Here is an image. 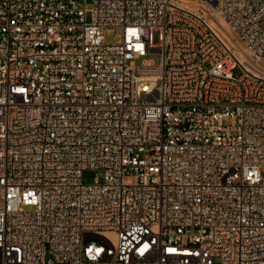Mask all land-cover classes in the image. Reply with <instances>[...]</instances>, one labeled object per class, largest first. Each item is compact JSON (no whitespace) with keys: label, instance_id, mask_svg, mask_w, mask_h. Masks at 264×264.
I'll return each instance as SVG.
<instances>
[{"label":"built area","instance_id":"1","mask_svg":"<svg viewBox=\"0 0 264 264\" xmlns=\"http://www.w3.org/2000/svg\"><path fill=\"white\" fill-rule=\"evenodd\" d=\"M187 1L0 0V264H264V0Z\"/></svg>","mask_w":264,"mask_h":264},{"label":"rangeland","instance_id":"2","mask_svg":"<svg viewBox=\"0 0 264 264\" xmlns=\"http://www.w3.org/2000/svg\"><path fill=\"white\" fill-rule=\"evenodd\" d=\"M184 1H187V0H184ZM187 2H189V1H187ZM194 6L197 8L196 5H194ZM200 10L203 12V9H200ZM211 25L219 31V33L222 35L223 39L226 41V43L228 45H230L231 48H233L235 50H238V48H240V44H235L232 42L233 37L231 35L225 33L224 31H221L218 27H216L215 23L211 22ZM261 26H262V29H264V22L261 24ZM103 37H104V43L105 44H114V43L116 44L120 41V36L117 35L114 32V30H112V29H106L103 32ZM153 39L156 42V40H157V34L156 33L153 34ZM145 59L149 60L150 62H152L153 64H156V65L159 64V61H160L159 55H157V54H150ZM140 62L141 61L138 60L136 63L139 64ZM234 74L237 75V74H240V72L237 71ZM262 177L264 178V173L262 174ZM83 181H84V183H91L93 181V175L91 173H85L83 175Z\"/></svg>","mask_w":264,"mask_h":264},{"label":"bare ground","instance_id":"3","mask_svg":"<svg viewBox=\"0 0 264 264\" xmlns=\"http://www.w3.org/2000/svg\"><path fill=\"white\" fill-rule=\"evenodd\" d=\"M211 24V23H210ZM234 45V44H233ZM235 53H238V51L235 50Z\"/></svg>","mask_w":264,"mask_h":264}]
</instances>
